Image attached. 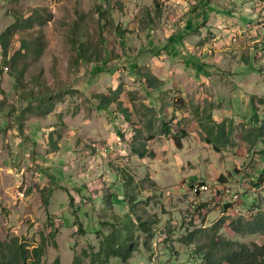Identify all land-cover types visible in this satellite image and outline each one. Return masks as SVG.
<instances>
[{"label":"rangeland","instance_id":"1","mask_svg":"<svg viewBox=\"0 0 264 264\" xmlns=\"http://www.w3.org/2000/svg\"><path fill=\"white\" fill-rule=\"evenodd\" d=\"M263 96L264 0H0L4 250L35 264L44 245L41 264H72L101 250L112 222L135 251L96 264H208L210 252L227 264L223 241L261 264L264 230L246 223L264 212ZM214 121L230 139L219 152Z\"/></svg>","mask_w":264,"mask_h":264},{"label":"trees","instance_id":"2","mask_svg":"<svg viewBox=\"0 0 264 264\" xmlns=\"http://www.w3.org/2000/svg\"><path fill=\"white\" fill-rule=\"evenodd\" d=\"M16 25H13L5 31V33H2L1 35V43L3 48L4 55H7L8 51V44L6 41L7 32L11 31ZM135 74L141 79L145 80L149 86H152L153 88H158L164 83V80L159 78L157 75L153 74L151 71H141L137 70ZM119 93L117 92V96ZM116 96V97H117ZM99 103L98 106L101 109H109L113 103L117 105V109L120 113L125 114L126 117H128L127 109H124L119 101L115 98L114 101H112L107 95H98ZM261 103L264 104V96L261 97ZM253 108H254V118H253V132L256 135V141H263L264 142V120L261 121L260 117L257 115L258 111L255 106V102L253 101ZM207 120L209 119L210 122L213 121L212 115L207 116ZM202 126L207 128V122H205L203 119L200 120ZM171 125H173L172 122L164 123V127H166V131L170 132L172 130ZM225 138L226 143L229 142V138H227L226 134V123H217L214 121V126L210 128L209 133L206 137V141L209 144H212L216 151H221L220 142L223 141ZM132 149L134 152L140 154L141 156H145V154L141 151L140 148L132 145ZM136 206V203L134 204ZM139 224H142L141 220L139 219ZM125 224L127 226H132L133 221L130 215L126 216ZM144 224V223H143ZM111 225L114 226V232L107 236L103 242V245L101 247V250L98 253L94 254H88V252H84V254L76 255L73 259L72 264H84L85 259H90L91 264L96 263H105L108 261V259L112 257L120 258L124 261H127L131 258L133 252L135 251L134 244L132 243V239L130 236L125 232V230L122 229V227L116 226V224L111 222ZM246 225L252 230V232H258L261 230H264V212L258 213L254 219L250 222H247ZM130 233V231H129ZM149 233V232H148ZM236 242L232 241H223L222 243L217 244V248L219 249V253L222 254V259L220 261H223L227 264H241V262H247L249 261V258H245L246 253H250V249H248L246 246L241 247L239 251H235L231 253L233 250V246L236 245ZM5 244L0 240V264H30L27 261V254L25 253L23 247L16 248L15 252L12 254L7 253L4 250ZM44 250V245H41L39 247H36L33 249L34 254L36 255V258L34 260L35 264H41L40 263V256L41 252ZM217 251V250H216ZM216 253V252H215ZM9 255L13 257L12 260L9 259ZM214 252L213 253H206L204 254L206 258V262L208 264H215L216 259ZM255 259L257 257L255 256ZM261 264H264V257L262 260H260ZM58 262V261H57ZM52 264V263H49Z\"/></svg>","mask_w":264,"mask_h":264},{"label":"built area","instance_id":"3","mask_svg":"<svg viewBox=\"0 0 264 264\" xmlns=\"http://www.w3.org/2000/svg\"><path fill=\"white\" fill-rule=\"evenodd\" d=\"M212 190V188H210V186H208V185H200V190L201 191H208V190ZM230 197V199L233 201V200H237V199H239V195L238 194H236V193H232V195L231 196H229Z\"/></svg>","mask_w":264,"mask_h":264}]
</instances>
